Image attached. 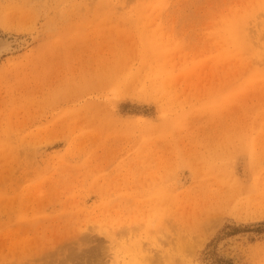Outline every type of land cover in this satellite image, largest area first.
Returning <instances> with one entry per match:
<instances>
[{
  "label": "rangeland",
  "instance_id": "1",
  "mask_svg": "<svg viewBox=\"0 0 264 264\" xmlns=\"http://www.w3.org/2000/svg\"><path fill=\"white\" fill-rule=\"evenodd\" d=\"M0 264H264V0H0Z\"/></svg>",
  "mask_w": 264,
  "mask_h": 264
}]
</instances>
